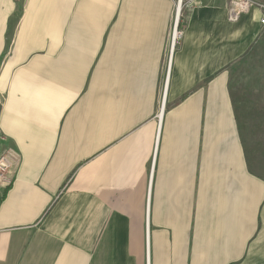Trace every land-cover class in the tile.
<instances>
[{
    "label": "crops",
    "instance_id": "0c3cea01",
    "mask_svg": "<svg viewBox=\"0 0 264 264\" xmlns=\"http://www.w3.org/2000/svg\"><path fill=\"white\" fill-rule=\"evenodd\" d=\"M177 1L0 0V264H264L260 13Z\"/></svg>",
    "mask_w": 264,
    "mask_h": 264
},
{
    "label": "built area",
    "instance_id": "2783aa9c",
    "mask_svg": "<svg viewBox=\"0 0 264 264\" xmlns=\"http://www.w3.org/2000/svg\"><path fill=\"white\" fill-rule=\"evenodd\" d=\"M257 9L260 13L259 24L264 28V4L255 2L254 0H230V7L228 12V18L235 21L239 18L241 14L247 13L250 9ZM177 14L175 13V21ZM176 24H174V29L172 32L170 49L174 48V44L179 40L180 33L174 32L176 29ZM177 31V30H176ZM11 155L9 152L0 155V200L2 198L3 190L9 188L12 184V172H11Z\"/></svg>",
    "mask_w": 264,
    "mask_h": 264
},
{
    "label": "rangeland",
    "instance_id": "374dc122",
    "mask_svg": "<svg viewBox=\"0 0 264 264\" xmlns=\"http://www.w3.org/2000/svg\"><path fill=\"white\" fill-rule=\"evenodd\" d=\"M184 0H182L183 2ZM257 2V1H255ZM260 3V2H258ZM263 4V3H261ZM263 63V64H262ZM263 74L264 76V60L261 62L259 60L258 63H255L254 65H250V82H249V90H250V105H262L264 106V97L261 96V94H257L255 92H252L258 88H262V81L260 75ZM264 79V78H263ZM264 82V80H263ZM264 87V85H263ZM252 103V104H251ZM258 115L264 116L263 113L258 112ZM264 119V118H263ZM251 136H259L261 137V140L258 141L257 146H253L251 148V154H250V167L254 171H256L258 174L264 175V129H250L249 130V137ZM253 149H260L261 152L259 155L254 156L253 155Z\"/></svg>",
    "mask_w": 264,
    "mask_h": 264
},
{
    "label": "bare ground",
    "instance_id": "6f19581e",
    "mask_svg": "<svg viewBox=\"0 0 264 264\" xmlns=\"http://www.w3.org/2000/svg\"><path fill=\"white\" fill-rule=\"evenodd\" d=\"M181 2H182V0H178L177 3H176V8H175V12L177 14L176 20L178 19L179 11H180V8H181ZM175 24H176V21H175ZM174 32H177L176 29L174 30ZM160 115H159V117H160Z\"/></svg>",
    "mask_w": 264,
    "mask_h": 264
}]
</instances>
